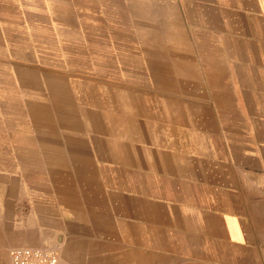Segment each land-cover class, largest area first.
<instances>
[{
  "label": "crops",
  "instance_id": "0c3cea01",
  "mask_svg": "<svg viewBox=\"0 0 264 264\" xmlns=\"http://www.w3.org/2000/svg\"><path fill=\"white\" fill-rule=\"evenodd\" d=\"M0 183L25 246L110 208L180 260L264 264V0H0Z\"/></svg>",
  "mask_w": 264,
  "mask_h": 264
},
{
  "label": "rangeland",
  "instance_id": "374dc122",
  "mask_svg": "<svg viewBox=\"0 0 264 264\" xmlns=\"http://www.w3.org/2000/svg\"><path fill=\"white\" fill-rule=\"evenodd\" d=\"M164 41L163 38L156 39L157 56L163 55ZM117 42L120 49L126 47L127 40H124V44L120 39ZM171 43L173 51L187 46V41L181 44L180 40H172ZM113 58L120 62L122 56L117 53ZM112 62V65L116 66L115 61ZM111 72L118 76V70ZM17 195V185L11 184V189H6L4 183H0V264H10L12 249L29 245L20 242L19 238L25 232H19L13 221L14 217H20V208L17 207L19 204H16L15 199ZM94 211L92 208L91 217L94 223L91 230L76 229L73 224L66 223L64 215L44 214L43 229L28 232L29 236L39 239V244L31 247L53 248L65 264H193L180 260L178 254L164 252L153 245L155 241L162 239L163 235V230L156 229L157 226L141 225V240L133 242L131 232H126L125 227L116 222L110 208L108 216L102 218ZM52 223L60 224L63 229L54 230ZM58 236H61L59 241Z\"/></svg>",
  "mask_w": 264,
  "mask_h": 264
},
{
  "label": "built area",
  "instance_id": "2783aa9c",
  "mask_svg": "<svg viewBox=\"0 0 264 264\" xmlns=\"http://www.w3.org/2000/svg\"><path fill=\"white\" fill-rule=\"evenodd\" d=\"M10 264H65L53 248L23 246L10 252Z\"/></svg>",
  "mask_w": 264,
  "mask_h": 264
},
{
  "label": "water",
  "instance_id": "95a60500",
  "mask_svg": "<svg viewBox=\"0 0 264 264\" xmlns=\"http://www.w3.org/2000/svg\"><path fill=\"white\" fill-rule=\"evenodd\" d=\"M61 236H58V241L60 240Z\"/></svg>",
  "mask_w": 264,
  "mask_h": 264
}]
</instances>
